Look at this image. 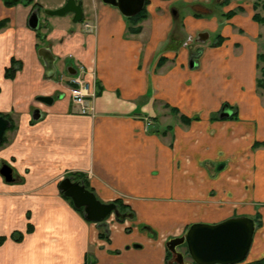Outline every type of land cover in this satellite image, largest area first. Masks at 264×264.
Returning <instances> with one entry per match:
<instances>
[{"label": "crops", "instance_id": "obj_1", "mask_svg": "<svg viewBox=\"0 0 264 264\" xmlns=\"http://www.w3.org/2000/svg\"><path fill=\"white\" fill-rule=\"evenodd\" d=\"M33 1L40 12L66 2ZM76 1L85 28L68 14L46 16L38 31L27 24L31 7L0 1V21H7L0 29V114L15 125L5 134L0 164L12 162L20 180L6 184L0 177V237L6 238L0 264H167L165 243L191 224L256 214L261 227L253 259L263 257L264 145H253L264 144V111L256 88L240 89L238 96L246 95L241 105L228 92V84L245 75L255 85L257 45L227 30L220 46L204 47L195 60L185 59V49L166 55L174 32L167 14L145 20L132 34L117 9L101 0ZM160 4L149 0L148 12ZM187 20L191 34L197 24ZM42 47L55 58L51 80L37 56ZM11 59L20 69L5 79ZM68 68H82L94 87L93 114L72 106ZM40 96L54 98L53 104L39 103ZM224 105L231 116L211 118ZM171 108L179 111L175 121ZM180 115L198 120L183 125ZM74 174L85 177L100 202L121 200L135 218H109L108 240L100 239L98 225L60 195L59 182ZM14 233L20 241L11 239Z\"/></svg>", "mask_w": 264, "mask_h": 264}, {"label": "water", "instance_id": "obj_2", "mask_svg": "<svg viewBox=\"0 0 264 264\" xmlns=\"http://www.w3.org/2000/svg\"><path fill=\"white\" fill-rule=\"evenodd\" d=\"M101 2L117 9L122 17L128 19L142 12L146 0H101ZM195 11L208 13L202 7H196ZM43 13L48 17H64L70 14L74 24L83 19L81 3L76 0H66L59 9L44 10ZM27 24L33 31L39 28L40 19L36 11L30 14ZM37 56L45 67L44 79H53L56 68L52 52L42 47L37 50ZM190 67L193 68L194 63L191 62ZM67 74L74 76L76 70L68 68ZM36 101L51 106L54 98L40 96L36 98ZM230 116L228 106L224 105L219 117L226 119ZM40 118V111L35 110L32 119L37 121ZM9 127V120L0 116V142ZM0 177L6 184H13L16 181L13 169L5 163L0 164ZM58 189L64 197L70 199L75 209L82 210L84 219L88 222L104 224L111 215H115V204L100 202L81 182L64 178L59 182ZM255 230V221L247 216L231 217L217 224H191L180 237L171 238L165 243V249L171 255L167 264H240L250 252ZM180 248L185 251L182 252Z\"/></svg>", "mask_w": 264, "mask_h": 264}, {"label": "rangeland", "instance_id": "obj_3", "mask_svg": "<svg viewBox=\"0 0 264 264\" xmlns=\"http://www.w3.org/2000/svg\"><path fill=\"white\" fill-rule=\"evenodd\" d=\"M160 1H162L163 4L155 6L154 7L155 12H148V7H149L148 6L149 0H148V5H146V11H147L146 18L141 20L137 24L133 23V27L136 28L138 26L141 28L140 24L145 20L160 14L162 15L163 13L167 14L170 17L169 19L171 20L170 23H172L171 30H174V32L168 34L169 36H167L168 41L166 42V45H164L165 48L163 50L166 55L172 52L178 53L180 50L185 49L187 51V53H185L184 55L185 59L192 58L195 60L199 57L200 50H202L206 46H211L212 44L218 42L219 40L218 36L223 37L222 33L227 32V30L230 33L232 32V35L234 34L237 36L238 35L246 36L249 40H251L257 45L258 53L264 54V23L260 24L252 20V16L256 14L264 19V0H160ZM196 7H202L206 9L208 13L204 14V13L196 12L195 11ZM37 13L40 19V24H39V28H40V26L42 25L41 24L42 20L46 19V15H44L43 12H37ZM231 13L233 15L232 17H229ZM123 19L126 22L127 26L130 28L129 22L126 21L124 17ZM187 19H191L194 22V24H197V28H194L193 31H191L192 32L191 34H189V32L187 31L190 29V27L193 28V26H191L188 23ZM79 24L81 25L83 24L84 27L85 23L83 22V19L81 22H79ZM224 40L226 39L224 38ZM230 40H233V38L230 37ZM166 55H164L165 57H161V58H165V60L163 59L164 60L163 62L162 59L160 58V60L157 63L158 66L160 64L163 65L166 62L167 60ZM61 73H59L58 76H61L60 75ZM255 73H256L255 78L256 77L258 78L259 72L256 71ZM247 76L246 75L243 76V78H241L239 82H231L230 84H228L230 87L235 85L234 88L235 91L231 90L230 87H228L230 90L228 92H230V94L234 96L232 99H235L237 103H240L239 105L243 104L244 102L243 98L246 96L245 94H248L250 92L254 93V89L256 88V86L254 85V80H252L251 82L250 78ZM241 88H244V92H245L244 97L238 96L240 95L239 91ZM256 97L257 99L260 98L259 99L260 102L259 103L257 102V105L260 104L261 108L264 111V95L261 94L257 89H256ZM255 111H256L255 112L256 115L259 114L257 109H255ZM203 114H204L203 112H200L197 115L203 116ZM210 115L211 113L208 114L207 118L210 117ZM173 116L174 114L171 113L169 115L170 119L174 121L177 120L176 115L175 117ZM218 117L219 115L218 113H216L215 115H212L211 118L217 119ZM236 119L237 118H234L233 120ZM4 163L10 167L12 165V162H8V163L4 162ZM19 182L20 180H18L16 176V181L13 184ZM110 218H114L115 220V215L113 214L112 216H110ZM254 248H256L254 245L251 246L247 258L243 261V263L240 264H248L255 260H258V259H253L254 252L252 250H254ZM180 250L182 252L185 251L183 248H180Z\"/></svg>", "mask_w": 264, "mask_h": 264}, {"label": "trees", "instance_id": "obj_4", "mask_svg": "<svg viewBox=\"0 0 264 264\" xmlns=\"http://www.w3.org/2000/svg\"><path fill=\"white\" fill-rule=\"evenodd\" d=\"M3 5L7 8L9 7H14L16 5H22L24 7H31L32 12L36 11V12H40V7L38 5H36L34 3L33 0H0ZM146 5H148V0H146L145 2V8L142 10V12H140L137 16L133 17V18H125L126 21L129 22L130 24V28H129V32L132 34H138L141 31L140 27H133V23L137 24L139 23L141 20L146 18ZM232 13L230 14L229 17H232ZM252 20L255 22H258L260 24L264 23V19L259 17L257 14L252 16ZM7 21L6 20H2L0 21V29H2L5 25H6ZM39 29H37L38 31ZM219 40L218 42L214 43L213 46L214 47H218L221 45V43L223 42L224 38L221 36H218ZM162 62L165 60V58H161ZM164 59V60H163ZM161 65V64H160ZM20 69V64H18L17 62H15V60L11 59L10 60V65L8 67L5 68L4 70V78L5 79H14L16 72ZM257 69L259 72V77L256 79L255 81V86L256 89L261 93L264 94V54L258 53L257 55ZM170 112L173 113L174 115H178L179 111L177 108H171ZM0 116L4 117L5 119L9 120L10 122V127L9 129L6 131H13L15 129V125L11 119V117L9 115H2L0 114ZM236 118V116H232L231 119ZM179 119L181 121V123L183 125H189L191 121H196L198 120V117H194V118H188L184 115H180ZM6 134V133H5ZM6 142V137L4 135L2 141L0 142V147ZM259 145H264L263 143H255L253 145V147H258ZM66 178H70L72 181L74 182H81L84 187L89 190L90 192L91 189H89V185L87 183V180L85 179V177H83L82 175H78V174H74V175H69ZM60 195L70 203V205H72V202L70 201V199L66 198L63 196V194L60 192ZM113 204L116 205V212H115V220L118 223H123L126 220H133L135 218V214L133 212V210L128 206L123 204V202L121 200H115L113 202H111ZM73 207V205H72ZM74 208V207H73ZM75 209V208H74ZM78 213H80L81 215H83L82 210H77L75 209ZM84 216V215H83ZM254 221L256 223V227H260L261 226V222H260V216L258 214H256L254 216ZM91 223V222H90ZM98 225V230H99V238L102 240H108V229L107 226L105 224H97ZM31 227H28V231H30ZM142 231H149V228L142 226L140 228ZM22 238V235L20 233H14L11 235V239L14 241H20ZM5 237H0V245L5 241ZM171 255L169 252L166 251V261H168L170 259ZM243 263V262H242ZM83 264H87V262L85 261ZM248 264H264V257L258 260H255L251 263Z\"/></svg>", "mask_w": 264, "mask_h": 264}, {"label": "built area", "instance_id": "obj_5", "mask_svg": "<svg viewBox=\"0 0 264 264\" xmlns=\"http://www.w3.org/2000/svg\"><path fill=\"white\" fill-rule=\"evenodd\" d=\"M90 74L93 76V73ZM68 84L71 104L76 108L77 113L80 115L93 114L94 110L91 101L95 98V90L84 79V71L82 68L79 72L76 71L74 76H69Z\"/></svg>", "mask_w": 264, "mask_h": 264}]
</instances>
